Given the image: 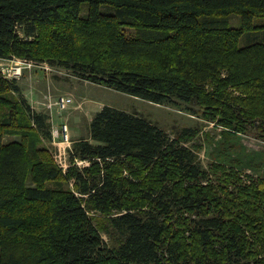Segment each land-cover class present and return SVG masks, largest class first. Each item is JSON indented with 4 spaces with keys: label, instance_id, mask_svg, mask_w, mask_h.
Here are the masks:
<instances>
[{
    "label": "trees",
    "instance_id": "16d2710c",
    "mask_svg": "<svg viewBox=\"0 0 264 264\" xmlns=\"http://www.w3.org/2000/svg\"><path fill=\"white\" fill-rule=\"evenodd\" d=\"M12 56L195 103L224 136L264 127V0H0ZM196 133L104 105L69 149L89 165L64 170L48 115L0 74V264H264V182L203 168L183 144Z\"/></svg>",
    "mask_w": 264,
    "mask_h": 264
},
{
    "label": "rangeland",
    "instance_id": "374dc122",
    "mask_svg": "<svg viewBox=\"0 0 264 264\" xmlns=\"http://www.w3.org/2000/svg\"><path fill=\"white\" fill-rule=\"evenodd\" d=\"M101 10L112 12V9L107 6L101 7ZM82 12H85V7ZM231 22L237 24V19L233 17ZM19 32H21L20 29ZM131 32L132 30H127V33ZM18 83L21 95L26 101L36 111L48 115L50 129L52 126L67 125L66 139L51 138V152L58 166L64 170L68 166H75L81 170L89 165L79 158L70 160L71 142L73 139L87 137L89 123L95 112L102 106L109 105L144 117L164 129L170 136H174L183 128L194 129L197 132L196 135L183 144L193 149L203 168H207L209 163L216 161L235 167L244 182L248 181V178L264 182V127L259 129L258 122L248 126L245 133L224 136L223 129L205 119L202 116V110L195 103L179 101L154 103L89 82L76 76L70 69L49 63L46 69L34 67L24 70ZM58 95H68L71 98L70 102L63 109L54 105L48 109L49 102H53ZM50 96L53 98H49ZM89 213L93 215L96 222L103 220L106 225V219L102 214L97 211ZM100 234L107 245L116 244L113 239L116 234L110 236L104 231Z\"/></svg>",
    "mask_w": 264,
    "mask_h": 264
},
{
    "label": "built area",
    "instance_id": "2783aa9c",
    "mask_svg": "<svg viewBox=\"0 0 264 264\" xmlns=\"http://www.w3.org/2000/svg\"><path fill=\"white\" fill-rule=\"evenodd\" d=\"M46 65V62H37L16 56H12L9 58H0V74L5 79L18 80L23 75L24 70L31 69L34 67H43L46 69ZM49 98L53 97L50 96ZM70 99L71 98L68 95H58L56 96V99L53 102H49V107L47 108L50 109L52 108L51 105H54L59 109H63L66 107V104L70 102ZM67 136L68 128L66 124H63L60 127H51V137L53 139L59 137L66 139ZM87 164H89V162H87Z\"/></svg>",
    "mask_w": 264,
    "mask_h": 264
}]
</instances>
